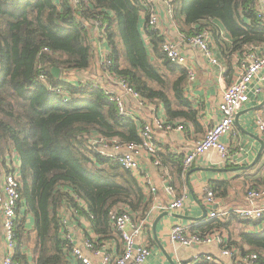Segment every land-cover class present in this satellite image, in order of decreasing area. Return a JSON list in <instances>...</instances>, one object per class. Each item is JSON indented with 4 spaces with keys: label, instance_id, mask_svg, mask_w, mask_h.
<instances>
[{
    "label": "trees",
    "instance_id": "16d2710c",
    "mask_svg": "<svg viewBox=\"0 0 264 264\" xmlns=\"http://www.w3.org/2000/svg\"><path fill=\"white\" fill-rule=\"evenodd\" d=\"M257 8L258 0H173L174 18L185 36L204 29L215 34L219 22L234 38L233 50L240 53L264 44V22ZM146 17L136 0H79L78 4L71 0H0V165L7 154L17 153L21 202L33 219L30 229L25 216L17 220V264H29L24 249L31 239L32 264H72L70 252L63 250L58 208L64 204L76 208L77 214H86L74 194L86 203L99 241L115 235L108 217L114 206L140 218L149 210L151 200L131 172L94 152L86 139L98 135L139 143L140 125L119 115L90 80H70L74 72L92 67L98 59L92 38L93 20H98L110 50L111 66L106 72L125 79L149 102L161 104L167 121H193L196 110L185 95L187 73L169 62L161 49L163 37L146 24L143 37L140 23ZM55 67L60 69L58 78L51 72ZM157 155L169 168L175 186L176 177L183 179V159L167 162L164 153ZM263 168L264 161L257 171ZM251 180L264 187V174ZM216 184L223 188L228 183L211 182L213 192ZM222 225L208 217L192 230L207 232ZM240 237L238 246L227 237L223 247L234 245L243 257L255 254L254 263L264 264V230L241 232ZM243 244L249 249L244 250ZM196 264L218 263L203 260Z\"/></svg>",
    "mask_w": 264,
    "mask_h": 264
},
{
    "label": "crops",
    "instance_id": "0c3cea01",
    "mask_svg": "<svg viewBox=\"0 0 264 264\" xmlns=\"http://www.w3.org/2000/svg\"><path fill=\"white\" fill-rule=\"evenodd\" d=\"M261 2L258 0V8ZM168 36L182 44L181 35L185 36L180 30L171 27L166 19H163ZM144 24V19L140 23V29ZM218 28L215 30L213 37L214 54L219 60L218 65H211L202 56L200 50L196 46H188L184 49V53L188 59V64L194 69L195 78L192 81L186 82L185 95L191 101L196 110V117L193 121L184 119H175L173 122L181 124L183 129L171 132L153 129L154 136L159 145V152L164 153V159L169 162V159L181 158V162L185 154H187L194 144L200 140L206 130L212 126L220 118L218 112V104L221 100L223 90L228 87L236 74L239 71V66L247 57L249 51L263 47L264 44L249 46L248 51L244 50L241 53L233 50L232 43L234 38L229 35L226 29L218 22ZM143 37L146 34L143 31ZM252 47V48H251ZM101 68L100 58L96 63L87 69L74 72L70 79L73 83H83L85 79L101 81V83H109L114 92L122 93L121 89L116 87L114 81H107V73ZM264 77V71L262 73ZM256 84H260L255 82ZM262 90L259 94L250 92V100L238 112L239 116L235 115L232 130L222 137V141L226 143L230 160L224 162L216 151L210 150L199 157L195 158L188 169L185 171L183 179H174V192H167L165 182L161 179L160 174L162 169L155 167L151 159L147 156L140 157V172L135 179L144 193L150 198L149 210L143 217L132 212V219L135 223L141 226V231L136 238V244L148 245L151 249L150 255L143 264H196L197 258L203 255H209L216 259L219 264H235L234 259L222 254V247L216 244L212 245H197V246H182L173 243L169 239V233L175 223H181L193 231L192 229L201 223L204 219H208L209 212L226 211L227 215L216 218L223 223L221 228L224 229L225 242L227 237L239 245L241 242L240 233H258L264 230V219L257 224L252 221L251 224H243L240 219L231 218L229 212L236 208L244 206H260L264 205V198L248 202L246 192L249 187L263 188L261 185H256L252 178L261 177L264 170L257 171V166H260L264 161V137L256 130V118L264 119V82L261 83ZM127 106L135 112L138 119L150 122L152 119V111L154 108L155 114L166 118L165 111L161 104L149 102L144 106H139L138 101L128 93H123ZM237 113V114H238ZM263 145V155L258 159L256 166H251L247 169H239L242 166H247L255 159L260 147ZM180 156V157H178ZM174 163V161H173ZM255 165V164H254ZM0 165V169H1ZM187 174V181L186 176ZM148 178L156 187L155 193H149L145 186V179ZM228 183L222 185L223 188L216 184L217 203L212 207L206 206L203 199V188H211V182ZM172 182V181H171ZM176 187V189H175ZM180 193L186 195L183 207L179 210H171L168 205L175 196ZM222 193L223 195H220ZM168 207V208H167ZM203 209H206V217L201 220H194L203 215ZM26 225L30 229L33 225L31 214L25 213ZM66 228L72 234L73 245L83 249L84 255L92 261H97L98 258L93 256L88 249L83 247V238L91 237L99 241L97 235L92 228L91 220L85 214L73 215L67 214ZM158 219L157 223L155 221ZM206 221V220H205ZM155 224V229L153 228ZM227 230H225V227ZM1 233V228H0ZM33 238V232L31 234ZM107 241L111 244L113 250L121 248V240L115 235ZM99 243V242H98ZM31 241L26 243L24 252L28 256L29 264H32ZM230 248V247H229ZM237 257L243 258L239 254L241 252L236 246L232 245ZM243 249H249L247 244H243ZM3 258V244L0 240V262ZM73 258V257H72ZM72 264H79L74 258ZM244 264H255L253 261Z\"/></svg>",
    "mask_w": 264,
    "mask_h": 264
},
{
    "label": "built area",
    "instance_id": "2783aa9c",
    "mask_svg": "<svg viewBox=\"0 0 264 264\" xmlns=\"http://www.w3.org/2000/svg\"><path fill=\"white\" fill-rule=\"evenodd\" d=\"M137 3L145 9L147 17L142 26L144 31L146 26L153 31H156L163 37L161 49L170 63L183 68L187 73L188 81L195 78L194 69L188 64V59L184 53V49L189 46H196L204 59L211 65H218L219 60L214 54L213 37L208 29L201 30L199 33L191 36H182V44L172 40L166 31L163 19L169 23L171 27L178 29L177 21L174 18L173 0H136ZM73 4H78L79 0H71ZM257 15L264 22V0H261L260 8ZM93 36L94 42L100 58L101 68L106 72L111 66L110 50L106 43L105 29L101 26L98 20H93ZM179 31V29H178ZM145 34V31H144ZM252 48V47H251ZM46 50V49H44ZM264 71V46L258 49L249 51L247 57L239 66V71L232 83L226 87L221 95V100L218 104V112L220 118L212 126H210L204 136L198 140L192 149L183 157V173L188 169L195 158L203 153L213 150L216 151L220 158L227 162L230 160L229 150L222 137L229 133L234 124L235 115L248 103L250 100V92L259 94L262 90L261 83L264 82L262 73ZM107 73V72H106ZM107 81H114L116 87L121 89L122 93L114 92L109 83H101L90 79L94 86H99L103 93L106 94L108 100L113 103L119 115L133 119L140 125L139 135L142 140L136 142H120L118 139H105L98 135H87V142L92 146L93 151L101 157L115 160L124 169L131 172L134 177H137L140 172V157L147 156L151 159L152 164L162 169L160 174L161 179L165 182L167 192H174V186L171 185L169 168L163 165L158 157L159 145L154 136L153 129L171 132L174 130H182L181 124L167 121L165 117L155 114L154 108L152 111V119L150 122L138 119L135 112L130 109L124 99L123 93H128L138 101L139 106H144L148 100L134 91L126 82L125 79L107 73ZM40 79L47 85L46 77L40 74ZM260 83V84H256ZM61 92L60 89H56ZM64 97H68V93L64 92ZM256 130L264 137V119L256 118ZM0 169V240L3 244V258L0 264H17L14 261L16 250V223L18 218L25 215V207L22 204L20 193V159L17 153L7 154L1 164ZM264 169V168H263ZM184 177V175H183ZM145 186L149 193H155L156 187L150 181L145 179ZM186 195L180 193L175 196L169 203L168 207L171 210H179L183 207ZM264 198V189L249 187L246 192L248 202ZM203 199L206 206L212 207L217 203V197L209 187L203 188ZM74 200L79 204V207L86 212L85 215L91 220L86 203L74 194ZM167 207V208H168ZM71 213L74 216L77 214V209L68 207L62 204L58 208L60 218V235L65 241L63 245L64 251H69L70 255L79 264H143L150 255L151 249L145 244H136V238L140 234L141 226L135 223L132 219V213L126 209L121 210L119 206H114L108 212L109 221L113 228L114 234L121 240V248L113 250L111 244L107 241H96L91 237L83 238V247L88 249L90 253L97 257L98 260L92 261L84 255L83 249L73 245L72 234L66 228L67 214ZM226 211L209 212V218H220L227 215ZM79 215V214H77ZM231 218L239 217L248 221L264 219V205L260 206H244L236 208L229 212ZM171 242L182 246H197V245H212L221 246L222 254L234 259L235 264H244L254 262L256 255L239 258L231 249L223 247L225 242V233L223 228L213 229L207 232H193L181 223H175L169 233ZM99 242V243H98ZM203 260L218 263L219 262L209 255H203L197 258L196 263Z\"/></svg>",
    "mask_w": 264,
    "mask_h": 264
},
{
    "label": "water",
    "instance_id": "95a60500",
    "mask_svg": "<svg viewBox=\"0 0 264 264\" xmlns=\"http://www.w3.org/2000/svg\"><path fill=\"white\" fill-rule=\"evenodd\" d=\"M259 1L261 2V0H259ZM51 72H52V75H53L54 77H56V78H58V77L60 76V69H58V68H56V67H55V68H52ZM239 114H240V113L236 114L237 117L239 116ZM262 151H263V145L260 147V149H259V151H258V153H257V155H256V157H255V159L252 161V163L249 164V165H247V166H242V167H240L239 169L244 170V169H247V168L253 166V165L258 161L259 157H260L261 154H262ZM185 178H186V181H187V174H186ZM204 217H206V209H203V215H202L201 217H199V218H195L194 220H201V219H203ZM157 221H158V219L155 221V223H157ZM153 228L155 229V224H154ZM172 264H174V263H172Z\"/></svg>",
    "mask_w": 264,
    "mask_h": 264
}]
</instances>
